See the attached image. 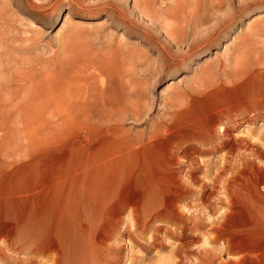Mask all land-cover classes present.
Returning a JSON list of instances; mask_svg holds the SVG:
<instances>
[{"label":"rangeland","instance_id":"obj_1","mask_svg":"<svg viewBox=\"0 0 264 264\" xmlns=\"http://www.w3.org/2000/svg\"><path fill=\"white\" fill-rule=\"evenodd\" d=\"M0 86V233L18 224L11 249L0 239V264H49L50 254L37 250L57 228L62 264H174L180 242L169 230L175 228L160 230L152 242V230L167 224L152 219L165 199L148 184L155 183L161 150L195 143L198 129L220 112L214 144L223 128L236 140L264 141V117L254 109L264 95V0H0ZM78 89L113 97L108 106L116 104L118 117L109 124L119 134L108 135L103 122L104 132L86 140L66 122L59 107L66 109V97ZM29 101L28 109L16 107ZM154 127L167 131L155 135ZM125 142L133 152L126 159L103 160ZM235 154L218 149L199 156L201 177L231 169ZM77 174V188L57 187L50 198L34 192L46 175ZM139 191L148 193L142 226H133L129 209L118 228L106 221L116 201ZM71 194L81 195L82 230L70 214L58 226L37 218L61 214ZM92 196L107 207H96ZM186 204L181 210L189 215ZM127 226L130 235H122ZM102 229L110 230L104 245Z\"/></svg>","mask_w":264,"mask_h":264},{"label":"bare ground","instance_id":"obj_2","mask_svg":"<svg viewBox=\"0 0 264 264\" xmlns=\"http://www.w3.org/2000/svg\"><path fill=\"white\" fill-rule=\"evenodd\" d=\"M159 44H161V42ZM177 45L178 42L176 46ZM66 98H68L66 109L64 107L62 108V106L59 108L62 112H66V122L71 124V127L78 125V127L76 126L77 131L79 129L80 132L83 133V138L88 140L89 137L92 139L95 136L101 135L104 132V128L102 127L103 122L108 123V125L105 126L108 135L119 134L117 130L112 128L111 124H109L112 122L113 116L118 117L117 114L113 115L114 111L111 110L112 107L116 105H114V101L111 102L114 106H108L110 104V99L113 100V97L107 100L108 97L106 99L103 98L97 91L90 92L78 89ZM116 102L117 101H115V103ZM15 103L17 102H14V104ZM20 104H16L18 109H28L32 106L31 101L25 103L21 102ZM254 104L255 112L262 114L264 117V95L260 96L257 101L255 100ZM13 106L14 105H12V107ZM122 106L124 105L119 104L118 107L123 108ZM124 109L126 111L127 108ZM124 109H121L123 113ZM221 117H224L221 112L216 116L210 117L207 126L198 129L196 141L193 144L178 143L177 147L174 146L175 148L165 146V149H162L163 145L160 148V144H158V148L162 149L160 153L163 156L156 167L157 177L155 183H149L148 186L149 188H157L161 191L162 197L165 199L160 213L152 219L166 223L167 227L160 224L159 227L154 228L152 230V242L155 244L158 240L157 235L160 230L165 228L168 229V226L175 228V232L168 229L170 232L169 236L177 238L180 242L177 252L179 261L174 264H264V141H260L259 145H255L253 143L256 141L251 143L246 140H236L230 135L229 128H223L224 131L219 135V143L214 144L212 138L217 134L215 128ZM252 117L253 116L250 118ZM118 119L121 120V117ZM155 128L156 127H154V129ZM163 128L164 127H162V129ZM156 129L158 130V128ZM162 129L156 131L157 134L155 135L162 133ZM168 129L170 130L171 128ZM166 131V129L163 130L164 133H166ZM164 133H162V135H164ZM153 138L154 137H150L152 140ZM113 139L116 140V137L113 136ZM153 142L155 143V141ZM149 143L151 144L150 146H152V141H149ZM127 145H129V142H125L122 146L118 144L113 145L111 149L103 155V160H107L108 164L113 162L115 164L116 160L129 156L133 152L125 149ZM155 145L157 146L156 143ZM155 145L153 144L154 147H156ZM134 148L135 147H133V149ZM99 149L96 148V152H98L96 154L93 152V155H98ZM218 149H226L229 156H233L236 153L235 165L231 169L227 167L222 168L215 174L212 180L206 179L209 175H207V172L201 177L200 174L203 172V168L197 163L198 157L211 154ZM184 170H186L185 180L181 177ZM48 176L49 175H46L45 178L42 179L44 181H41L43 184L34 190L36 195L44 196L45 198L57 187L75 186L77 188L80 183L79 174L74 176L71 175L65 179H60L61 177L58 178L57 175ZM66 190H68V187ZM76 193L78 194V192ZM129 193H131V191ZM77 194H71V198L66 199L63 206L60 204L63 207V212L61 214L56 213V215H52L44 212L45 214L40 213V215L38 213L37 218L46 222H52L53 224L56 223L58 226L63 217L70 214V218L72 217L75 219L74 228L79 231L82 230L84 228H82L83 220H81L78 214V210L81 206V195L78 196ZM133 194L135 196H129V199H127L128 197H125V199L123 197V201H125L124 205H122L123 201H120L121 199L118 200L121 205L117 203L115 206L117 201L115 203L113 202L114 207H110H113L114 215L112 214L111 217H107L106 221L111 220L110 223L118 228L120 214L126 209H129V214L134 222L133 226H142L143 202L148 198V193L139 191L138 193L133 192ZM92 198V203L95 206H106L108 204L105 201L106 199L97 198L95 196H92ZM188 198L192 199L187 201ZM62 202L63 201H61V203ZM89 202H91V199ZM183 204H186L185 209L188 210L189 215L181 210V207L184 206ZM111 208L109 209L110 211ZM42 210L41 208L40 212H42ZM104 212H106V210H104ZM63 221L64 219L62 222ZM17 227L18 224H11L0 233V239H2L4 243H7L9 249L12 247L11 236L14 235ZM108 229H102L98 232V238L100 239L98 242L102 245H104L109 238L110 230L106 232ZM61 232L62 229L58 230L57 228L54 235H51L46 241L43 239L44 241L37 250L39 254H50V257L48 256L49 264H62L61 253L63 246ZM130 233L131 226H127L122 235H130ZM206 238L208 242L205 240Z\"/></svg>","mask_w":264,"mask_h":264}]
</instances>
